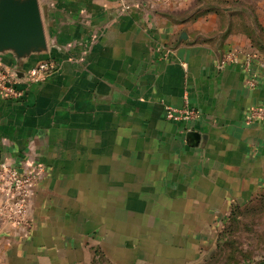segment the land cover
I'll use <instances>...</instances> for the list:
<instances>
[{"label":"crops","instance_id":"1","mask_svg":"<svg viewBox=\"0 0 264 264\" xmlns=\"http://www.w3.org/2000/svg\"><path fill=\"white\" fill-rule=\"evenodd\" d=\"M117 2L38 0L47 53L22 65L0 57L20 70L55 65L20 99L0 98V162L40 173L31 240L0 224V264L82 263L69 258L81 247L71 237L92 230L99 200L127 217L130 245L148 248L142 263L200 262L213 249L200 251L202 224L264 190V120L246 123L264 108V60L247 37L206 42L207 17L183 31L164 14L180 0H133L127 12ZM185 102L197 119H165Z\"/></svg>","mask_w":264,"mask_h":264},{"label":"rangeland","instance_id":"2","mask_svg":"<svg viewBox=\"0 0 264 264\" xmlns=\"http://www.w3.org/2000/svg\"><path fill=\"white\" fill-rule=\"evenodd\" d=\"M132 1L127 2L133 5ZM117 9L125 12L120 10L119 3ZM164 14L184 25L183 31L192 30L198 19L207 17L204 23L211 22L214 29L209 36L201 38L211 44H218L227 33H243L253 51L264 60V0H180L175 8L168 9ZM101 203L102 205L99 200L98 217L88 215L86 218V226L92 230L85 235H72L71 241L75 244L80 242L77 244L81 247L79 251L72 248L69 258L82 259L83 262L79 264H145L142 262L144 258H148V248L146 256L142 250L133 249L130 245L128 241L134 233L126 231L127 217L115 216L113 213L116 209L111 210L110 203ZM233 208L236 210L230 216ZM116 219L123 226L122 229L113 226ZM68 220L70 224L73 221ZM80 222L83 220L80 219ZM205 227L206 232L198 234L203 246L200 251L203 255V250L210 248L211 244L213 249L205 260L191 264H264V190L255 199L232 202L227 215L210 217L209 222L206 221L199 228L200 231H205ZM138 234L143 236V233ZM14 237L25 243L31 240L30 234ZM67 241L69 239L64 237L63 242Z\"/></svg>","mask_w":264,"mask_h":264},{"label":"built area","instance_id":"3","mask_svg":"<svg viewBox=\"0 0 264 264\" xmlns=\"http://www.w3.org/2000/svg\"><path fill=\"white\" fill-rule=\"evenodd\" d=\"M127 1L118 0L121 11L127 12L132 8V5ZM54 68V62L51 59L39 60L24 70L6 66L0 60V98L20 99L24 94L23 87L45 81ZM164 116L170 122H188L197 119L198 113L185 102L180 108L166 106ZM255 119L264 120V108H252L246 118V123ZM39 176L40 173L33 167L27 172H20L7 161L0 162L1 225L23 235L30 234L33 228V219L29 213V205L34 185Z\"/></svg>","mask_w":264,"mask_h":264},{"label":"water","instance_id":"4","mask_svg":"<svg viewBox=\"0 0 264 264\" xmlns=\"http://www.w3.org/2000/svg\"><path fill=\"white\" fill-rule=\"evenodd\" d=\"M183 33L181 38H185ZM48 51L38 0H0V57L9 56L16 65ZM192 146L198 137L188 134Z\"/></svg>","mask_w":264,"mask_h":264},{"label":"trees","instance_id":"5","mask_svg":"<svg viewBox=\"0 0 264 264\" xmlns=\"http://www.w3.org/2000/svg\"><path fill=\"white\" fill-rule=\"evenodd\" d=\"M227 34H228V33H227ZM227 34H226V35H227ZM223 37H224V36H223ZM248 37H249V36H248ZM235 210H236V209H234V208L232 209L230 216L234 215V214H233V211H235ZM218 240H219V239H218Z\"/></svg>","mask_w":264,"mask_h":264}]
</instances>
